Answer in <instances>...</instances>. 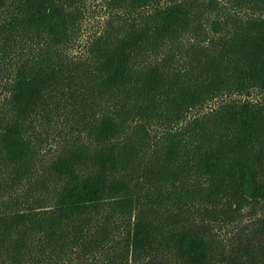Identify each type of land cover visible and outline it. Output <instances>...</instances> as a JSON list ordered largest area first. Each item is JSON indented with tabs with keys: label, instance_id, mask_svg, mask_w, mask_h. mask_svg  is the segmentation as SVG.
<instances>
[{
	"label": "trees",
	"instance_id": "16d2710c",
	"mask_svg": "<svg viewBox=\"0 0 264 264\" xmlns=\"http://www.w3.org/2000/svg\"><path fill=\"white\" fill-rule=\"evenodd\" d=\"M90 1L0 0V264L83 258L121 226L135 261L223 262L207 221L264 202V103L177 125L264 92V0H108L115 18L74 56ZM47 125L87 139L40 172ZM257 256L248 246L230 264Z\"/></svg>",
	"mask_w": 264,
	"mask_h": 264
},
{
	"label": "rangeland",
	"instance_id": "374dc122",
	"mask_svg": "<svg viewBox=\"0 0 264 264\" xmlns=\"http://www.w3.org/2000/svg\"><path fill=\"white\" fill-rule=\"evenodd\" d=\"M235 5L231 2L227 3L228 10L235 9ZM241 15H248L253 13L250 8H244L239 11ZM87 15L82 23V28L78 34L77 41L70 47L69 50L72 55L78 56L85 52V46L92 37L100 32L107 22L115 18L116 10L108 5V0H91L87 5ZM264 14V13H263ZM207 30L209 26L206 25ZM10 75V74H9ZM4 76L0 73V102L4 97L6 90L5 85L8 84L10 76ZM228 100H256L264 103V92L256 90L246 94L233 95L231 99L223 97L214 99L204 106L198 108L189 114L178 127L184 126L189 120L200 116L205 112L219 105L221 102ZM42 135V147L40 148L38 169L40 172L46 171L50 163L57 155L72 142H86V135L71 131L68 127H58L47 125L40 127ZM167 129L165 126L159 127L162 131ZM10 190V189H9ZM251 190V186L249 187ZM3 191L0 190V215L4 212L3 203L7 197ZM13 193L14 190H11ZM14 195V193H13ZM12 206H10L11 208ZM226 214V211H225ZM223 215V214H222ZM264 221V202L259 204H246L239 211L236 221H228L221 218V220H208L207 224L211 228L212 233L216 237L217 242V256L222 254L223 262H216L214 264H230L232 256L241 253L244 254L248 246L258 255L256 264H264V234L261 229V224ZM122 225L119 224V226ZM123 226L114 234V238L110 241L107 248L96 253L88 254L81 258L77 254H66L57 259L60 264H145L151 261L155 264L166 262L169 264H176V259L172 254L164 256H156L151 260L142 257L137 258L136 261L132 254L128 251L125 245Z\"/></svg>",
	"mask_w": 264,
	"mask_h": 264
}]
</instances>
